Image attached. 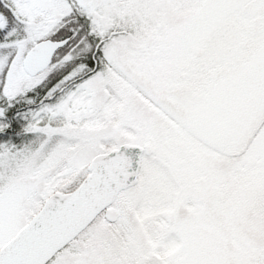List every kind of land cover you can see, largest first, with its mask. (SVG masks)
Instances as JSON below:
<instances>
[{"label":"snow or ice","instance_id":"1","mask_svg":"<svg viewBox=\"0 0 264 264\" xmlns=\"http://www.w3.org/2000/svg\"><path fill=\"white\" fill-rule=\"evenodd\" d=\"M0 264H264V0H0Z\"/></svg>","mask_w":264,"mask_h":264}]
</instances>
